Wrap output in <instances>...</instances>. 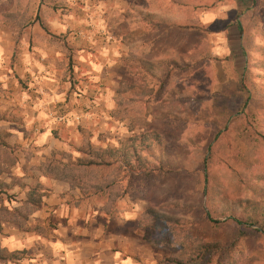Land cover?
Masks as SVG:
<instances>
[{
  "label": "rangeland",
  "instance_id": "374dc122",
  "mask_svg": "<svg viewBox=\"0 0 264 264\" xmlns=\"http://www.w3.org/2000/svg\"><path fill=\"white\" fill-rule=\"evenodd\" d=\"M33 19L41 29L34 37L57 50L64 75L82 50L93 51L79 46L82 41L114 43L118 77L102 85L112 92L109 117L125 130L106 146L132 134L158 133L164 159L185 170L152 174L149 183L160 185L159 196L183 206L180 215L189 221L200 215V205L208 207L221 223L217 233L196 228L202 238L244 230L231 218L243 221L264 204V0H0V25L14 40L32 37L25 27ZM150 19L168 24L158 27ZM55 22L68 25L65 33L50 29ZM179 24L194 28L182 31ZM77 39L81 43L71 42ZM93 136L99 144L87 131L81 146H101L110 137ZM255 173L263 178L253 179ZM204 185L208 196L202 195ZM125 197L141 201L142 211L146 207L143 199ZM237 247L248 264H264L258 234L249 233Z\"/></svg>",
  "mask_w": 264,
  "mask_h": 264
},
{
  "label": "crops",
  "instance_id": "0c3cea01",
  "mask_svg": "<svg viewBox=\"0 0 264 264\" xmlns=\"http://www.w3.org/2000/svg\"><path fill=\"white\" fill-rule=\"evenodd\" d=\"M67 24L55 22L50 29L65 33ZM25 30L32 35L14 40L0 25V135L14 148L15 163H0V180L11 187L0 192V205L19 208L25 193L36 184L46 191L43 205L31 212L26 229L0 216V250L16 252L15 261L0 264H160L166 252L155 249L142 239L138 227L141 201L119 199L111 212L103 210L105 199L84 196L68 182L43 176L37 166L52 153L77 149L83 133H105L114 138L101 146L114 145L124 136L119 121H112L110 87L118 75V50L111 41H81L93 51L77 55L74 70L64 75L56 65L59 53L46 39H36L41 32L32 20ZM111 37H107L110 40ZM71 78V80H70ZM79 115V122H58L59 114ZM127 133V131H125ZM116 141V142H115Z\"/></svg>",
  "mask_w": 264,
  "mask_h": 264
},
{
  "label": "trees",
  "instance_id": "16d2710c",
  "mask_svg": "<svg viewBox=\"0 0 264 264\" xmlns=\"http://www.w3.org/2000/svg\"><path fill=\"white\" fill-rule=\"evenodd\" d=\"M150 20L158 27L168 24L165 19ZM183 26L179 24L178 29L184 31L189 27L194 28L192 25ZM44 29L46 30L45 27ZM50 36L51 40H61L58 36ZM63 44L68 48L64 42ZM233 72L236 73L234 70ZM148 94H151V91H148ZM13 150L14 148L0 135V163L6 166L14 164ZM77 152L80 156H73L69 152L52 153L45 162L37 166V170L49 179L75 185L84 196L98 195L104 198L103 210L106 212H111L116 202L127 195L132 199H143L147 204L139 215L138 227L143 230L142 239L151 247L168 251V255L160 264H248L249 259L238 250L239 241L245 239L249 233H256L264 239V204H258L243 221L236 217L231 218L237 225H243L245 231L239 229L219 239L207 240L198 236L196 228L205 226L212 230V233H217L221 222L212 216V211L205 205L198 207L200 215L197 218L186 220L180 215L181 208L184 207H180L178 202L161 198V191L158 189L160 185L149 183L152 174H181L185 171L183 167L176 169L164 159L167 156L165 145L156 132L132 134L121 139L116 146L87 144L79 147ZM260 178H263L262 174H254L253 179ZM205 181L207 182L206 175ZM12 182L5 184L0 180V192L11 187ZM46 195V191L41 192L40 184L29 187L22 206L9 210L0 205V216L26 229L28 215L42 207V199ZM202 195L208 196L206 185L202 188ZM151 232L155 235L150 236ZM16 259V252L7 253L0 250V262H12Z\"/></svg>",
  "mask_w": 264,
  "mask_h": 264
},
{
  "label": "built area",
  "instance_id": "2783aa9c",
  "mask_svg": "<svg viewBox=\"0 0 264 264\" xmlns=\"http://www.w3.org/2000/svg\"><path fill=\"white\" fill-rule=\"evenodd\" d=\"M81 119V117L79 115H67V114H59L56 116V120L58 122H67V120H72V121H75V122H79Z\"/></svg>",
  "mask_w": 264,
  "mask_h": 264
}]
</instances>
